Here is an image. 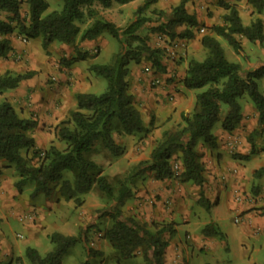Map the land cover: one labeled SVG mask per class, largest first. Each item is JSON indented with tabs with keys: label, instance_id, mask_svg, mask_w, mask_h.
<instances>
[{
	"label": "trees",
	"instance_id": "16d2710c",
	"mask_svg": "<svg viewBox=\"0 0 264 264\" xmlns=\"http://www.w3.org/2000/svg\"><path fill=\"white\" fill-rule=\"evenodd\" d=\"M133 0H61L59 11L46 13L47 3L44 0H0V58L12 51L8 36L17 32L25 40L40 38L43 48L52 43L63 45L72 44L76 38L91 41L106 33L111 38L125 45L124 52L115 55L111 63L92 64L89 71L107 81L105 91L100 95L76 94L75 110L70 113L67 121H62L56 128L59 141L65 148L59 150L51 146L43 152L34 150L30 157L24 158L20 151L32 148L34 138L32 131L37 123L33 118H21L7 102L0 103V159L11 164L20 176L15 189L21 192L25 181L35 184L31 197L38 194L48 195L50 184L62 181L61 194L66 200L73 199L79 203V195L93 188L100 192L108 201L113 203L109 213L111 225L104 230L103 237L112 249L124 260L132 259L139 252L143 264H165L164 254L169 246L166 236L174 234L173 225L163 223H146L134 217L123 218L122 208L133 196L132 185L138 177L146 172L154 173V179L163 181L174 177L171 161L179 156L180 173L175 178L181 183H193L200 186L203 183V164L196 152L198 142L209 148L215 147L213 126L219 122L222 131L230 133L242 119L239 99L247 96L256 114L257 127L264 128V97L258 91L256 80L264 76V66L242 77L241 67L237 63L227 61L222 47L216 37L206 35L200 40L206 56L202 61L190 60L181 84L187 90L206 89L198 93L192 113L189 116L181 114L183 126L176 132H166L163 139L151 151L149 159L136 165L128 174L117 182V189L111 186L107 178L101 175V170L90 159L96 145H100L112 156L122 153V148L115 142L113 133L117 136L146 133L141 115L134 104L132 95L128 92L129 64H139L146 60L156 70H165L162 62V51L148 44L147 36H139V30L149 21L143 16L144 12L156 0H145L134 12L136 19L124 30L112 22L100 18L92 9L94 3L101 7L110 8L113 3L127 4ZM191 0H177V5L171 8L168 16L158 11L161 18L152 32H159L169 40L193 38L192 30L198 27L194 15L189 14L186 5ZM255 9L256 14L264 12V0H247ZM27 6L26 18L21 17L20 6ZM225 13L222 24L211 28L213 34L224 39L235 53L242 48L240 40L250 44H264V25L259 17L243 25L234 6L220 1ZM89 17L92 23L79 30L76 23H82ZM184 27L180 33L177 28ZM129 39V41H127ZM136 42L135 46L131 42ZM79 59L86 57L79 54ZM71 64V63H70ZM33 77L32 72L12 74L8 71L0 75V93L17 88L21 81ZM220 104L227 111L220 119ZM250 142L251 139L249 138ZM255 153L251 144L250 155ZM249 155V156H250ZM249 156H238L247 160ZM37 160L38 165H32ZM69 171L72 181L63 179V172ZM264 176V168L254 173L255 179ZM199 203L203 204L202 199ZM207 207V204L204 203ZM93 226L87 227L78 236H65L53 233L49 236L54 249L41 257L35 249L27 248L26 258L30 264H61L67 251L76 243L87 244V232ZM206 237L218 236L219 230L212 225L203 228ZM88 255L99 253L88 247ZM82 264H88L84 262Z\"/></svg>",
	"mask_w": 264,
	"mask_h": 264
},
{
	"label": "crops",
	"instance_id": "0c3cea01",
	"mask_svg": "<svg viewBox=\"0 0 264 264\" xmlns=\"http://www.w3.org/2000/svg\"><path fill=\"white\" fill-rule=\"evenodd\" d=\"M143 1L145 0H141L140 3L139 1L135 3V0H133L123 5L113 3L111 7L107 9L101 7L98 3H94L92 9L98 8L103 11L127 9V12L133 13L143 4ZM220 1L236 8L243 25H249L250 22L257 17L263 20L264 25V12L259 15L256 14L255 9L247 0ZM201 5H203V1L201 0H191L186 5L187 12L195 16L198 26L203 23H205V25L210 23L207 22L210 20H204L201 14H199L198 8H202ZM24 9L27 12L26 5H24ZM96 13L100 18H105L104 13ZM0 14L5 15L3 12H0ZM223 14L224 13L221 15L223 16ZM85 20L87 19L84 18V21ZM91 23L92 19L89 18L84 28ZM219 24H222V19ZM192 32L193 38L186 40V50L182 51L185 53V56L183 54L185 59L183 62L181 61V66L177 69H170L168 73H165L166 71L162 73H160V71H154V74H156L155 76L162 79V81L168 79L166 84H163L162 88H149V72H147L146 69L142 70V68L146 66L143 65L140 71H137L134 66H129L128 92L134 99L135 106L141 115L143 126L149 130L145 138H138L133 136L134 134L114 138L115 142L122 148V153L118 156H112V158L109 157L110 154L107 150L103 149V152L96 151V145L95 151L90 155V159L97 164L101 170V175L105 177L115 175L125 176L136 167L138 163L147 161L151 151L157 145L156 141L160 139L164 131L171 128L170 124L166 122L168 113L173 115L174 120H178L183 112H187L190 107H193L195 97L198 93H196L195 90L184 89L181 84V79L185 74L194 47L196 45L201 47L200 40L206 35L198 37L193 30ZM106 35V33H103L94 40L82 42L76 38L75 46L77 45L80 53H86V51H88L87 48L90 49L94 46L104 48L107 43L104 40ZM78 43L80 44L78 45ZM240 43L241 48L250 44L243 39L240 40ZM256 45L259 46V44ZM11 46L12 51L9 52L6 57L0 58V75L6 71L12 74L25 73L21 72L19 70V64L15 63L19 59L18 57H20V46L18 43L15 45L14 42H11ZM64 46L66 47L65 49L72 47V49H74L73 45ZM82 47L84 49L83 52H81ZM262 53L263 55L259 56L260 58L258 57L259 59H257L260 63L257 67L252 63H248V65L243 68L238 61L236 62L241 67L240 74L242 77L264 66V50ZM76 70V67H73V69L66 73L56 74L57 82L51 84H46L43 75H35L30 79L21 81L17 88L0 93V96L5 100L4 102L9 103L21 118H33L37 123L36 128L31 133V136L34 138L33 147L27 150L22 149L21 151H29L30 153L34 150H43L51 146H56V143H59L56 135V128L62 121H67L70 117V113L75 110V95L91 94L89 93V89L97 85L98 78H101L93 75L91 72L85 73ZM242 72L244 75H242ZM164 109L166 110L163 111ZM251 110L257 118V114L252 106ZM241 113L243 114V111ZM243 120L244 119H242V121ZM212 134L216 139L214 148H209L205 145L202 146V142H198L196 146V152L200 157L199 161L204 167V179L200 186L190 182L181 183L175 177L157 181L154 179V173L146 172L135 180V188H132L133 196L122 208V211H129V216L141 222L173 224L174 234L171 238L166 236L167 240H170L169 246L165 251V255L167 254V256L170 254L172 247L175 248V245L178 246L176 249L180 254L181 250L179 246H181V248H187L184 244L186 242L182 243L184 244L182 245L180 241L176 242L174 240L179 217H181L182 223L196 228L200 224H202V228L207 225H215L222 235V238L219 237V245L223 243L226 237V234H224L220 228L223 223L225 212H231L234 213L235 216H238L236 225L238 226L237 234L241 247L244 246V239L247 237L257 238L264 234V186L259 192L258 190H254L256 194L258 193L256 196L251 194V185L253 181H255L254 173L258 169L248 168L247 164L250 162V153L247 152L248 149H243L241 152H238L241 156H249L247 160L231 159L228 155L230 150L234 146L239 149L241 145H238L235 141L233 142L230 133L222 131L221 128H217ZM231 169H236V174H232ZM13 173H15L13 166L5 160L0 159V218L2 217L5 219L4 213L7 212L8 216H13L18 222L30 225L31 231L35 236L37 233L43 232L44 236L49 240L51 234L58 232L50 233V231L46 230L47 226L44 221L46 215H42L43 210L34 207L24 209V203H21L22 196L20 197V195H18V197H16L14 191H10L8 196L2 193V189L6 188L8 190L10 186H12V181L6 178L7 175ZM223 177L224 180H222ZM261 179L263 181L264 176H262ZM57 190L58 191H55L58 194L55 202L52 200L53 197L51 198V193L54 191L44 197L48 199L49 213L55 214L56 211L61 213L59 216L60 229L64 230L66 233L59 234L72 236V233L68 231L70 230L71 217L74 218L72 222H76L77 225H80V233L81 229H86L89 225H92L95 219V212L101 207L98 203H93L91 201L92 195L95 193L94 190L79 195L80 202L78 204H76L73 199L66 200L61 194V189L58 188ZM200 199H202L203 204L199 203ZM204 203L207 204V207L204 206ZM5 209H7V211H5ZM205 210H207V213H205ZM36 220L37 223L35 222ZM217 224H219V228ZM98 234L96 235L97 238H94V241L89 242V247L93 250L98 249L100 247V242L111 247L109 242L103 237V232ZM212 241V237L210 238L202 235L199 250L205 249L209 251L211 248L216 247V244H212ZM52 246L54 249L53 244ZM175 261L178 262L179 258L175 257Z\"/></svg>",
	"mask_w": 264,
	"mask_h": 264
},
{
	"label": "rangeland",
	"instance_id": "374dc122",
	"mask_svg": "<svg viewBox=\"0 0 264 264\" xmlns=\"http://www.w3.org/2000/svg\"><path fill=\"white\" fill-rule=\"evenodd\" d=\"M47 3V10L46 13L51 11H59L62 7L61 0H44ZM140 3L141 0H135V3ZM203 1L202 8H198L199 14L207 21L209 24L198 26V28H194L193 31L198 37L203 35H210L216 37V40L219 42L220 46L223 49L225 58L227 61L236 63L237 61L242 65V67H246L248 63L254 64L255 67L259 66L260 63L257 61L259 56L263 55L264 45H246V47L242 48L240 53H235L232 48L227 44V42L222 39L221 37H217L211 31V28L214 26H219L222 19V13H225L223 7L220 6V0H201ZM144 2V1H143ZM24 3L20 6V14L21 17L26 16V11L24 9ZM177 5V0H157L156 3L149 6V8L144 12L143 16L147 18L149 21L139 30V36H147L148 37V44L152 48H157L162 51V62L164 64L165 73H168L169 70H173V68H179L181 63L184 61L183 54L185 53L182 51L186 50V40L185 39H175L169 40L165 35L155 31L152 32V28L156 27L159 24L160 17L158 15V11L164 12L165 16L170 14L171 8ZM97 7V6H96ZM94 8V7H93ZM94 11L100 13H104L105 20L112 22L121 30H124L132 21L136 19L134 12H127V9H114L110 11H103L102 9H93ZM246 12V11H244ZM4 14H0V17H4ZM26 18V17H25ZM85 18L87 20L83 21L82 23H76L79 30H82L89 17ZM184 30V27L177 28V32L180 33ZM210 30V32H209ZM10 42H14L21 48L20 57L15 62L19 64V70L21 72H32L33 76H41L46 82V84H51L57 82L56 74L66 73L76 67L77 70L81 72H90L89 66L91 64H108L111 63L113 58L116 54L120 52H124L125 45L123 43H119L109 35L104 38L107 42L104 48L92 47L87 48L86 57L84 59H79V52L77 45L75 46V42L70 44L74 46V49L68 48L63 44L54 43L49 45L47 48H43L41 44V39L35 40H25L22 36L14 32L12 35L9 36ZM129 41V39H127ZM133 46H135L136 42H131ZM80 43H78L79 45ZM241 44V43H240ZM17 49V48H16ZM81 52L84 51L83 47L81 48ZM17 53V52H16ZM22 56V57H21ZM206 56V51L196 45L192 51V56L190 60L202 61ZM259 57V58H258ZM189 60V61H190ZM182 61V62H181ZM188 61V62H189ZM71 63V64H70ZM146 66L142 68L149 72L150 81L148 83L150 89H155L159 87H163V84H166L167 80L162 81L159 77L155 76L154 74L155 69L151 66L149 62L146 60H142L139 64L130 63L129 66L136 67L137 71L141 70L142 66ZM76 70V71H77ZM162 73V72H160ZM243 73V72H242ZM245 73V71H244ZM244 73L242 75H244ZM47 74V75H45ZM97 85H94L92 88L89 89V93L100 95L102 94L106 87L107 81L102 78H98ZM258 91L264 97V76L256 81ZM129 87V86H128ZM206 87L195 90L196 93H200L204 91ZM4 98L0 96V103L4 102ZM241 106V112L243 111L242 119L240 120L239 124L236 128L230 132V135H235L239 144L240 148H235V150L228 153L229 157L234 160H241L237 158L241 156L240 153L243 149H248V153L251 152V144L254 147L255 153L250 155V162L247 164L248 168H263L264 166V129L261 131L256 124V116L251 110L252 104L250 103L247 96H243L239 100ZM135 104V103H134ZM136 107V106H135ZM253 107V106H252ZM193 107L189 108L187 112H183L186 116H189L192 111ZM164 109L163 111H165ZM162 111V112H163ZM227 111V107L224 104H220V119L223 118ZM167 116V115H166ZM173 115L168 113V118L166 122H168L171 126L170 129L164 131L160 137L156 141L159 143L163 139V134L166 132H176L182 126L183 122L181 121V117L179 119L174 120ZM220 129V123L217 122L212 129V132H215L216 129ZM264 128V127H263ZM149 130V129H147ZM146 133L134 134L138 138H145ZM123 136V135H122ZM119 136L113 133V138H118ZM251 139L249 142L248 139ZM56 143L55 148L62 150L64 148V143L59 141ZM202 146H204L202 144ZM46 149H39L37 151L43 152ZM96 151L103 152V148L98 144ZM94 150V151H95ZM22 152V153H21ZM32 151H20V154L24 158L30 157ZM110 154V153H109ZM121 155V154H120ZM112 158V155L109 156ZM243 161V160H242ZM245 161V160H244ZM32 165H38L37 160L32 162ZM171 166L173 170L174 177L177 176L181 171V165L179 161V156L175 155L172 158ZM63 179L68 180L69 182L72 181V175L69 171H64ZM108 182L114 188L117 189V182L119 179H122L123 176L115 175V176H107L106 177ZM12 181V186L7 190L6 188L2 189V193L6 196L9 195L10 191H14L16 197L20 195L22 196V202L24 203V209H28V207H34L36 209L43 210L42 215H46L45 223H46V230L50 231V233L58 232V233H66L64 230L60 229V214L57 211L55 214L48 212V199H45V195L39 194L37 197L31 198L32 191L34 189L35 184L30 181H25L21 186V192H17L15 189V184L17 181L20 180V176L15 172L13 174L7 175V178ZM261 177L259 179H255L251 185V194L256 196L257 194L254 190L260 191L264 186V179L263 181ZM62 181H59L54 184H50V192L51 198L53 197V202L57 199V189L61 188ZM132 188H135V182L132 185ZM94 194L92 195L91 201L93 203H98L101 206L95 212V219L93 220L92 225L93 228L89 229L87 232V239L88 242L85 244L84 242L80 241L76 243L73 247H71L65 256L62 259L61 264H82L84 262H88V264H143L141 259V255L139 252L136 253L135 257L132 259L124 260L122 259L110 246L106 244H102L100 242V247L98 249H94V251L98 252L99 254L96 256L88 255L87 249L89 247V242L94 241V238L98 233L104 232L111 225V220L109 217V213L113 209V203L108 201L103 195L100 194L95 188ZM263 191V190H262ZM98 192V193H97ZM98 196H97V194ZM16 199V198H15ZM80 200V198H79ZM54 204V203H52ZM78 204V203H76ZM52 206V205H51ZM54 206V205H53ZM202 207V206H201ZM23 209V208H22ZM7 211V209H5ZM38 211V210H36ZM207 210H205V213ZM46 212V213H45ZM37 213V212H36ZM123 218H131L129 216V211L124 212L122 211ZM5 219L2 217L0 218V264H30L28 259L26 258L25 251L27 248H32L37 250L40 256H44L50 251H52L53 246L49 242L48 238L44 236L43 232L37 233L36 236L32 233V229L30 225L22 224L16 220L13 216H8L7 212L4 213ZM238 219V216H235L234 213L225 212L224 219L221 228V231L226 234V237L223 243L219 245V237L212 236L213 243L216 244V247L211 248L209 251L205 249L199 250V245L201 244L202 240V230L203 226L200 224L197 228L194 226H189L188 224L182 223L181 217L178 218L177 224V232L174 240L176 242L180 241V244L184 243L187 248H181V254L177 252L178 246L175 245V248L172 247L170 254H164V263L165 264H264V234L258 236L257 238H246L244 239V246H240L239 236L237 234L238 226L235 223V220ZM74 220L73 217L70 218L71 225L69 233H72V236H78L85 229H81V233L79 232L80 225H77L76 222H72ZM37 223V220L35 221ZM160 224V222H158ZM173 225V224H172ZM213 226V224H212ZM219 228V224H217ZM88 227V228H89ZM214 228H217L215 225ZM219 230V229H218ZM99 235V234H98ZM21 236V237H20ZM172 237V236H168ZM97 238V237H96ZM211 238V237H210ZM101 239V238H100ZM168 241H170L168 239ZM182 244V245H184ZM178 255H176L177 253ZM2 256V257H1ZM175 257L179 258V261H175Z\"/></svg>",
	"mask_w": 264,
	"mask_h": 264
},
{
	"label": "built area",
	"instance_id": "2783aa9c",
	"mask_svg": "<svg viewBox=\"0 0 264 264\" xmlns=\"http://www.w3.org/2000/svg\"><path fill=\"white\" fill-rule=\"evenodd\" d=\"M231 137L233 138V139H232L233 142L235 141V143H237V144L239 145V142H238L236 136H235V135H231ZM233 150H235V146L230 150V152L233 151ZM236 172H237L236 169H231V173H232V174H236ZM222 180H224V177L222 178ZM237 221H238V220L236 219V220H235V223H237ZM20 237H21V236H20Z\"/></svg>",
	"mask_w": 264,
	"mask_h": 264
}]
</instances>
